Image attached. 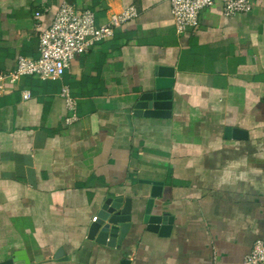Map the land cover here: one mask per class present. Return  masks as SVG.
<instances>
[{
    "label": "crops",
    "instance_id": "0c3cea01",
    "mask_svg": "<svg viewBox=\"0 0 264 264\" xmlns=\"http://www.w3.org/2000/svg\"><path fill=\"white\" fill-rule=\"evenodd\" d=\"M64 2L91 10L96 28L129 7L140 15L60 80L0 82V264H244L264 241V0L235 17L217 3L183 35L169 0H0V73L39 58ZM157 67L174 69L171 116L134 117ZM229 128L247 137L226 138ZM144 181L163 183L152 216L167 220L154 230ZM111 197L134 206L116 248L88 238Z\"/></svg>",
    "mask_w": 264,
    "mask_h": 264
},
{
    "label": "built area",
    "instance_id": "2783aa9c",
    "mask_svg": "<svg viewBox=\"0 0 264 264\" xmlns=\"http://www.w3.org/2000/svg\"><path fill=\"white\" fill-rule=\"evenodd\" d=\"M171 15L177 33L183 35L199 27L202 11L222 4L226 17L248 15L253 9L252 0H169ZM136 7H129L111 17L110 24L96 28L95 14L89 9H80L74 4L64 2L58 9L52 25L40 35V56L38 59L20 57L17 67L9 73H0V82L16 83L22 76H34L42 81L60 80L64 77L72 61L80 53L90 50L96 43L112 37L113 29L124 23L138 19ZM39 16V14H38ZM61 98L66 101L67 125L79 121L77 102L68 87H63ZM23 99L29 100L30 93L23 92ZM97 218L93 219L95 222ZM244 264H264V241H257Z\"/></svg>",
    "mask_w": 264,
    "mask_h": 264
},
{
    "label": "water",
    "instance_id": "95a60500",
    "mask_svg": "<svg viewBox=\"0 0 264 264\" xmlns=\"http://www.w3.org/2000/svg\"><path fill=\"white\" fill-rule=\"evenodd\" d=\"M156 77L154 88L142 94L134 105L132 111L134 117L169 118L171 116V90L174 83V69L157 67ZM246 137V133L239 129L229 128L226 131V138L245 139ZM144 182L153 186V193L152 199L148 202L145 209L143 223L148 225L150 230H154L158 225L165 224L167 220L166 213L162 216H152L155 198L161 196L160 188L163 183L155 181ZM157 190H159L158 193H156ZM135 211L139 212V209ZM133 220L134 206L131 199L122 197L108 198L101 204L97 220L90 226L88 238L101 246L110 248L121 247L129 232L134 228Z\"/></svg>",
    "mask_w": 264,
    "mask_h": 264
}]
</instances>
